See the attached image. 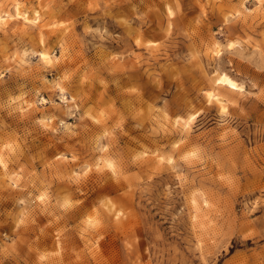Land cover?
<instances>
[{
    "label": "rangeland",
    "instance_id": "obj_1",
    "mask_svg": "<svg viewBox=\"0 0 264 264\" xmlns=\"http://www.w3.org/2000/svg\"><path fill=\"white\" fill-rule=\"evenodd\" d=\"M0 15V264H264V0Z\"/></svg>",
    "mask_w": 264,
    "mask_h": 264
},
{
    "label": "bare ground",
    "instance_id": "obj_2",
    "mask_svg": "<svg viewBox=\"0 0 264 264\" xmlns=\"http://www.w3.org/2000/svg\"><path fill=\"white\" fill-rule=\"evenodd\" d=\"M14 8H15V10H16V14H18L19 15V13H21L20 12V9H19V7H18V4H15L14 5ZM169 10V13H171V10L170 9H168ZM39 13V12H38ZM15 15V14H14ZM18 15H15V16H18ZM21 15V14H20ZM39 15H40V13H39ZM24 19H26V20H23V21H28L27 19H29L28 17H27V15H26V13H25V11H24V13H22V15H21ZM5 17V16H4ZM21 17V18H22ZM33 17V16H32ZM3 17H2V15H0V20L2 19ZM35 19L37 18V17H34ZM39 18V17H38ZM37 18V19H38ZM34 19V20H35ZM36 19V20H37ZM32 20H33V18H32ZM171 22V21H170ZM170 22H169V24H170ZM215 48V47H214ZM217 51H219V50H217ZM47 56V53L46 52H44V51H42L41 52V57H46ZM50 59V58H49ZM216 80H217V84H220V86L222 85H226V86H228V87H230V88H232V89H239L240 88V85H238V83L230 76V75H228L227 73H225V72H222L217 78H216ZM233 84H235L236 85V87L235 88H233L232 87V85ZM215 91V90H214ZM216 93V92H215ZM215 93H212V91H210V92H207V98L208 99H210V98H212V97H215V99L216 100H219L220 101V103H221V100L218 98V96H221V95H218L217 96V94H215ZM223 100V99H222ZM221 105V104H220ZM222 105H224V104H222ZM222 108V107H221ZM223 109V108H222ZM191 121V120H190ZM187 120L185 121V124H187ZM184 124V125H185ZM111 165V164H110ZM110 167V166H109ZM192 203H193V213H192V218H193V220L195 221V222H198V221H200V219H203V216H201V214H200V210H199V206H198V204L196 203V201L195 200H192ZM207 203V202H206Z\"/></svg>",
    "mask_w": 264,
    "mask_h": 264
},
{
    "label": "snow or ice",
    "instance_id": "obj_3",
    "mask_svg": "<svg viewBox=\"0 0 264 264\" xmlns=\"http://www.w3.org/2000/svg\"><path fill=\"white\" fill-rule=\"evenodd\" d=\"M233 88L236 87L235 84L232 85ZM111 167V166H110ZM42 199V198H41ZM65 208H70L72 205L69 202H65V204L63 205Z\"/></svg>",
    "mask_w": 264,
    "mask_h": 264
}]
</instances>
